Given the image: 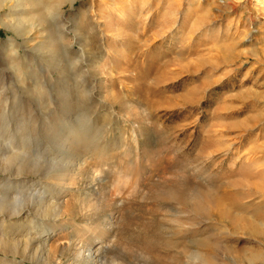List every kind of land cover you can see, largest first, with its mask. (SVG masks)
<instances>
[{
	"label": "rangeland",
	"instance_id": "obj_1",
	"mask_svg": "<svg viewBox=\"0 0 264 264\" xmlns=\"http://www.w3.org/2000/svg\"><path fill=\"white\" fill-rule=\"evenodd\" d=\"M19 1L0 0V264L264 263V234L191 209L247 171L264 187V0Z\"/></svg>",
	"mask_w": 264,
	"mask_h": 264
},
{
	"label": "bare ground",
	"instance_id": "obj_2",
	"mask_svg": "<svg viewBox=\"0 0 264 264\" xmlns=\"http://www.w3.org/2000/svg\"><path fill=\"white\" fill-rule=\"evenodd\" d=\"M15 1L17 2V0H15ZM20 1H19V3H20ZM165 63L166 62H164V64ZM262 176H263V172L261 170H256L254 172L247 171L243 174L244 180L242 182H236L235 181V182H232V183L227 184V185H218V186H215L213 188H212V184H210L211 186H209V188L212 189L211 190L212 192L206 193V191H208V190H206V191H204L205 193H203V194L200 193V195H198L197 199L194 200V203L191 204V209L195 212H199L201 215L202 214L207 215L209 218H211L212 216L219 217L220 219H222L223 221L226 222L228 229L232 230V232L237 233L238 231L242 230L243 232H247L249 235L255 236V237H257V235L264 234V214H262L261 205H259L255 201L257 203V205H252L253 206L252 208L256 209L257 213L256 214H254V213L246 214L247 213L246 211H248V209L251 208L250 205L246 204L247 202L243 204L242 202L237 201L239 199L242 200L244 198V195H248L249 192H253V194H256V196L252 199L259 200L260 199V191L264 190L263 189L264 187L261 186L258 182L259 178H261ZM214 180H215V178H214ZM249 180H251V181L249 182ZM223 181H224V179L221 180V182H223ZM212 182H215V181H212ZM247 182H249V183L246 184ZM238 186H242L246 189L239 188ZM188 189H190V188H188ZM186 191H189V190L186 189ZM229 191L236 192V194H234L235 196H230V198L227 197L226 192L228 193ZM258 196H259V198H258ZM190 199L191 198H189V200ZM183 204L185 205V203H183ZM17 210L18 209L13 210L12 215H13V213H16ZM194 219H196V217ZM225 250L230 252L231 254H233V259L235 261L232 263L236 262L237 264H264L262 262L263 261L262 253L258 249H249V250L244 251L241 249L226 247Z\"/></svg>",
	"mask_w": 264,
	"mask_h": 264
}]
</instances>
